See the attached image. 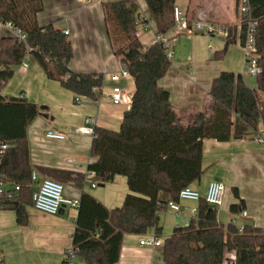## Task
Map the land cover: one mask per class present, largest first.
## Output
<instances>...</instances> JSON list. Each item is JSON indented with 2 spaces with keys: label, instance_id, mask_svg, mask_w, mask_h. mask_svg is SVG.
Here are the masks:
<instances>
[{
  "label": "trees",
  "instance_id": "16d2710c",
  "mask_svg": "<svg viewBox=\"0 0 264 264\" xmlns=\"http://www.w3.org/2000/svg\"><path fill=\"white\" fill-rule=\"evenodd\" d=\"M247 1L250 20L256 22V58L261 68L254 78L256 88H250L241 74L220 72L208 93L210 114L197 113L190 123L183 122L170 102L169 91L159 85L171 67L167 49L159 42L144 47L139 41L137 3L103 4L111 48L135 86L119 130L95 127L90 146L89 154L96 159L87 166L95 173L92 181L104 186L116 176L126 179L128 193L122 205L110 209L82 190L84 174L32 164L27 130L38 117V108L23 98L1 94L27 56L48 80L90 100L100 97L104 76L69 69L74 54L67 35L51 24H38L44 0H0V23H9L26 35L24 41L13 36L0 39V145L7 146L0 174L6 182L19 186L18 192L0 198V211H14L17 224L27 225L25 207H32L31 174L35 171L62 184L64 190L65 186L81 190L71 246L82 264H119L124 236H146L150 230L156 238H163L158 249L162 264H224L228 254L234 255L233 264H264V228L245 223L239 231L232 221L221 223L218 208L208 205L204 197L196 203V215L168 237L162 236L159 224V215L168 204L178 203L179 192L201 179L205 140L238 141L260 135L261 127L264 130V0ZM144 2L155 34L170 32L176 0ZM227 27L225 45L213 56L216 62L236 44L237 25ZM245 30L244 25L241 37ZM233 194L238 203L230 205L229 211L236 216L244 212L245 203L236 188Z\"/></svg>",
  "mask_w": 264,
  "mask_h": 264
},
{
  "label": "crops",
  "instance_id": "0c3cea01",
  "mask_svg": "<svg viewBox=\"0 0 264 264\" xmlns=\"http://www.w3.org/2000/svg\"><path fill=\"white\" fill-rule=\"evenodd\" d=\"M110 1L123 0H91L88 3L79 0H44L43 11L37 15L41 27L51 24L62 32H68L67 37L74 54L69 63L70 70L104 76L101 94L97 100L81 97L75 103V95L63 89L58 82L48 80L31 56H27L14 69L12 79L1 91L5 97L23 98L38 108L39 115L27 130L31 162L34 166L54 167L72 172H75V166H79L81 172H84L96 160L89 154L92 137L71 135L65 141H51L45 139L46 131L66 133L69 129L83 126L87 117L94 118V128L118 131L123 114L129 109L112 105L108 97L114 86L127 90L131 95L135 89L130 76L122 80L113 78L122 67L111 48L104 20L103 4ZM133 1L139 6V13L149 17L144 0ZM237 2L238 0H176L175 6L189 19L234 26L239 22ZM184 34L172 29L165 36L170 43ZM196 34H200L196 35L200 51L195 49L196 41L191 39V55L187 61L171 55V67L159 84L169 91L170 102L184 123H190L197 113L210 114L208 93L213 78L220 72L242 75V66L243 70L245 66L238 44L230 45L222 61L216 62L213 60L214 53L223 49L225 38H222L224 42L219 47L209 44L204 48V39L212 42V39L221 37L209 36L203 32ZM8 36H12L11 30L0 23V39ZM154 36L155 28L138 38L144 47H149L154 43ZM143 37L150 40L142 41ZM243 79L250 88H256L255 79L244 76ZM260 132L264 133L262 127ZM66 160H71L72 164H67ZM202 169L201 179L191 184V188L204 195L211 181L222 182L226 186L223 203L218 208L217 217L220 222L221 218H225V224L236 220L240 225L251 223L264 228V144L255 143L253 137L225 143L205 140ZM41 178L38 175V179ZM110 184L119 188L118 193H101L96 198L112 209L122 205L128 189L126 179L121 176H116ZM88 186L89 182H86L82 190L88 192ZM233 188L237 189L240 198L244 200V212L247 214L245 218L241 214L234 216L229 211L230 205L238 203ZM80 192V189L65 186V194L69 197L78 198ZM178 206L181 211L180 219L169 207L159 215L162 230L166 224L171 228L182 226L181 223L185 225L191 218L190 210L196 203L184 201L179 202ZM25 208L28 220L24 227L17 224L14 211H0L1 264H63V253L72 244L77 210L74 216L71 213L66 214L67 208L56 216H49L35 211L31 206ZM152 234L153 230H150L146 236ZM142 237L124 236L119 264H162L158 249L139 245ZM232 257L233 254L227 255L229 259ZM77 264H82L79 258Z\"/></svg>",
  "mask_w": 264,
  "mask_h": 264
},
{
  "label": "built area",
  "instance_id": "2783aa9c",
  "mask_svg": "<svg viewBox=\"0 0 264 264\" xmlns=\"http://www.w3.org/2000/svg\"><path fill=\"white\" fill-rule=\"evenodd\" d=\"M85 2L84 0H79ZM237 13L239 15V23L237 24L236 32V44L241 48L243 53L244 62L246 65L245 75L251 78L257 77L261 73V68L258 65L256 58V46L254 38V29L256 22L250 20V8L247 0H238L237 2ZM173 19L174 27L178 32H183L185 34H195L198 32H203L209 36H219L226 38L228 36V27L221 24L209 23L204 20H190L186 17L177 7H174L173 10ZM138 27H137V36L145 32H151L155 28L154 21L141 13L138 15ZM7 28L11 30L12 36L19 41H24L26 35L19 29L14 28L11 24H4ZM246 26L244 31V37H241V31ZM65 35L68 32H63ZM154 42L161 43L167 49L168 58L171 57L169 49V39L165 35L155 34ZM128 73L125 70H121L119 74L113 76L114 79H125L128 77ZM109 100L112 105L115 106H124L130 108L132 95L129 92L119 86H114L111 88L108 95ZM80 96H75L74 101L78 103L80 101ZM94 124L95 120L93 117H87L85 119V124L79 128L69 129L66 133L58 132L54 130H47L45 133V139L51 141H65L71 135H84L94 137ZM253 141L257 144H264V133L256 135L253 138ZM7 149L6 145H0V162L4 150ZM67 164H72L71 160H66ZM75 172L82 173L85 175L86 182H89L91 188L96 187V182L92 181V178L95 176V173L90 170H85L81 172L79 166H75ZM31 181L33 182L34 192L32 193V207L35 211L49 215L56 216L59 214L62 206L65 208L78 209L79 199L66 196L64 193V186L57 181H54L50 178H41L38 179V174L33 171L31 174ZM19 186L10 184L4 180L0 174V198L5 196H10L11 194L18 192ZM226 193V186L222 182L211 181L206 189L205 194L202 196L199 192L187 186L179 192L178 203L179 202H193L197 203L201 197H204L206 203L210 206L219 208L222 203ZM178 203L170 202L168 207L171 208L180 219V208ZM197 208L192 207L190 210L191 217L196 215ZM246 212L241 213V217H246ZM190 219L185 223L189 222ZM232 223L235 224L239 231H242L243 225H240L236 220H232ZM162 239L156 238L154 234L143 236L139 241L140 246L148 247L151 249H159L162 246ZM77 251L71 246L67 248L63 253V264H77ZM229 259V258H228ZM234 255L229 261L224 264H233Z\"/></svg>",
  "mask_w": 264,
  "mask_h": 264
},
{
  "label": "rangeland",
  "instance_id": "374dc122",
  "mask_svg": "<svg viewBox=\"0 0 264 264\" xmlns=\"http://www.w3.org/2000/svg\"><path fill=\"white\" fill-rule=\"evenodd\" d=\"M85 3H88V1L91 0H84ZM87 1V2H86ZM239 23V22H238ZM196 35H200V34H184V35H180L177 36L174 40H171L169 43V49L168 51L171 53V55H176L178 56V58L182 59V61H187V59L190 57L191 55V39H193V41H196V43H194V47L195 49H197V51H200V46H198V41H197V37ZM207 36V35H205ZM221 38H214L212 39V42H209L208 39H204V48L207 47V45H213V46H218L220 45V43L224 42V40ZM152 39V38H151ZM150 39H147L146 37L142 38V41H149ZM176 47V48H175ZM196 51V50H195ZM172 62L174 61V57L173 59H171ZM246 70V65L244 66V70H243V66H242V75L247 78V79H252L251 77H248L247 75L243 74V71L245 72ZM254 79V78H253ZM113 86V85H112ZM113 185H111L110 183L106 184L104 187L99 186L98 184H96L95 188H90V186L87 187V191L94 197H98V195H100L101 193H108L109 195H115L118 193L119 188L117 189V187H112ZM97 199V198H96ZM100 201V200H98ZM101 202V201H100ZM121 206V205H120ZM120 206H117L116 208H119ZM109 207V206H108ZM71 213L72 216H74L76 214V209H72L70 207H68L66 209V214ZM223 224H225V218H221ZM179 223V219H177V224ZM176 224V225H177ZM180 225V224H179ZM181 225L183 226V223H181ZM175 228V227H174ZM171 228V226L169 224H166L162 230V236L163 237H167L169 236L173 229Z\"/></svg>",
  "mask_w": 264,
  "mask_h": 264
},
{
  "label": "water",
  "instance_id": "95a60500",
  "mask_svg": "<svg viewBox=\"0 0 264 264\" xmlns=\"http://www.w3.org/2000/svg\"><path fill=\"white\" fill-rule=\"evenodd\" d=\"M99 186H102V187H103V185H99ZM64 209H65V207L62 206V208L60 209L59 213H62V211H63Z\"/></svg>",
  "mask_w": 264,
  "mask_h": 264
}]
</instances>
